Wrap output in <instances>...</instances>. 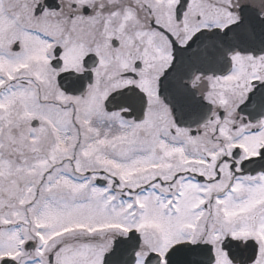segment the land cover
<instances>
[{"label":"snow or ice","instance_id":"obj_1","mask_svg":"<svg viewBox=\"0 0 264 264\" xmlns=\"http://www.w3.org/2000/svg\"><path fill=\"white\" fill-rule=\"evenodd\" d=\"M0 264H264V0H0Z\"/></svg>","mask_w":264,"mask_h":264}]
</instances>
